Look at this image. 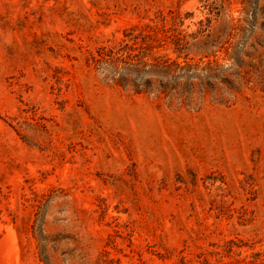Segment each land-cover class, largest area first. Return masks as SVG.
Wrapping results in <instances>:
<instances>
[{
  "label": "rangeland",
  "instance_id": "obj_1",
  "mask_svg": "<svg viewBox=\"0 0 264 264\" xmlns=\"http://www.w3.org/2000/svg\"><path fill=\"white\" fill-rule=\"evenodd\" d=\"M0 264H264V0H0Z\"/></svg>",
  "mask_w": 264,
  "mask_h": 264
},
{
  "label": "trees",
  "instance_id": "obj_2",
  "mask_svg": "<svg viewBox=\"0 0 264 264\" xmlns=\"http://www.w3.org/2000/svg\"><path fill=\"white\" fill-rule=\"evenodd\" d=\"M128 43L121 47L117 52L102 53L99 56L92 58L93 64L96 68H103L104 70H114L115 74L123 71V78L130 79L133 83L132 77L135 75L138 78L147 77L148 82H153L155 75L170 78L175 76L174 69L180 66L179 63L170 62L159 57L150 59L147 54H143L139 58L128 49ZM114 79V78H113ZM140 93V92H139Z\"/></svg>",
  "mask_w": 264,
  "mask_h": 264
}]
</instances>
